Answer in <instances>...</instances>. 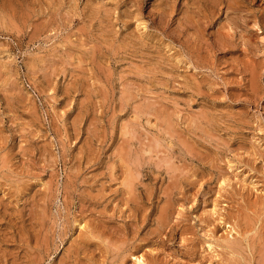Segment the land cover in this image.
<instances>
[{
  "label": "rangeland",
  "instance_id": "1",
  "mask_svg": "<svg viewBox=\"0 0 264 264\" xmlns=\"http://www.w3.org/2000/svg\"><path fill=\"white\" fill-rule=\"evenodd\" d=\"M132 251L264 264V0H0V264Z\"/></svg>",
  "mask_w": 264,
  "mask_h": 264
},
{
  "label": "bare ground",
  "instance_id": "2",
  "mask_svg": "<svg viewBox=\"0 0 264 264\" xmlns=\"http://www.w3.org/2000/svg\"><path fill=\"white\" fill-rule=\"evenodd\" d=\"M238 6H239V5H238ZM255 22H256V21H255ZM142 27H143V26H142ZM3 155H5V154H3ZM136 158H137V157H136ZM1 160H2V159H1ZM3 166H4V165H3ZM123 166H124V165H123ZM127 167H129V166H127ZM127 167H126V170H127V171L125 170L126 172H124V173H126V176H124L125 174L123 175V176H124L123 178H125V179H127L129 176H131V172H129V174H127V172L130 171V170H128ZM133 168H134V166H133ZM136 168H137V167H136ZM134 170H136V169H134ZM132 171H133V170H132ZM136 172H137V171H136ZM136 172H135V175H136ZM133 174H134V173H133ZM128 175H129V176H128ZM6 176H7V175H6ZM129 178H130V177H129ZM136 178H137V175H136ZM125 179H123L122 181H124ZM133 179H134V178H132V180H133ZM122 181H121V183H123ZM132 183H135V181L132 182ZM223 183H225V182H223ZM6 185H7V184H6ZM128 185H130L129 181H128L127 185H125V183H124V185L122 184V186H125V188H126ZM251 185H252V184H251ZM133 186H134V185H133ZM126 189H127V192L129 193L128 190L131 189V186H130L129 189H128V187H127ZM3 191H4V190H3ZM131 192H132V189L130 190V193H131ZM130 193H129V194H130ZM131 195H132V194H130V198H131ZM128 196H129V195H127V198H128ZM135 201H136V200H135ZM45 202H46V201H45ZM126 203H127V202H126ZM126 203H125V204H126ZM45 204H46V203H45ZM49 204H50V203H49ZM46 205H47V204H46ZM128 205H129V204H128ZM214 205H215V204H214ZM214 205H213V206H214ZM48 206H49V205H48ZM215 207H216V206H214V208H215ZM41 208H43V207H41ZM103 208H104V207H103ZM130 208H131V207H130ZM214 208H212V209H214ZM215 209H217V208H215ZM42 210H43V209H42ZM42 210H41V211H42ZM102 210H103V209H102ZM159 210H164L163 213L165 212V208H161V209H159ZM49 211H50V209H49ZM98 211L100 212L99 209H98ZM45 212H46V211H45ZM212 212H213V210H212ZM212 212H211V213H212ZM217 212H218V211H217ZM41 213H42V212H41ZM50 213H51V212H50ZM101 213H102V212H101ZM103 213H104V212H103ZM130 213H131V212H130ZM130 213H129V214H130ZM161 213H162V211H161ZM163 213H162V216H164ZM165 213H166V212H165ZM214 213H215V212H214ZM90 215H92V214H90ZM87 216H89V215H87ZM158 216H159V215H158ZM162 216H161V219H162ZM169 216H170V215H169ZM220 216H221V215H220ZM220 216H219V217H220ZM44 217H46V216H44ZM49 217H50V216L48 215V219H49ZM159 217H160V216H159ZM81 218H82V217H81ZM165 219H166V218H165ZM45 220H46V219H45ZM92 220H93V219H92ZM47 222H48V220H47ZM80 222H81V221H80ZM85 222H86V221H85ZM163 222H164V221H163ZM246 222H248V221H246ZM261 222H262V221H261ZM79 224H80V223H79ZM81 224H82V222H81ZM108 224H109V223H108ZM111 224H112V223H111ZM46 225H47V224H46ZM85 225H86V224H85ZM85 225L83 224V227H86ZM163 225H164V224H162V226H163ZM108 226H109V225H108ZM162 226H161V227H162ZM45 227H46V226H45ZM112 228H113V227H112ZM230 228H231V227H230ZM83 229H84V228H83ZM87 229H88V228H87ZM123 229H124V228H123ZM155 229H156V228H155ZM91 230H93V229H91ZM131 230H132V229H131ZM77 232H78V231H77ZM91 232H92V231H91ZM117 232H118V231H117ZM230 232H231V231H230ZM95 233H97V232H95ZM119 233H121V232L119 231ZM81 234H82V233H81ZM101 234L103 235V233H101ZM134 234H135V233H134ZM92 235H93V234H92ZM95 235H98V234H95ZM102 235H101V236H102ZM123 235H124V234H123ZM262 236H263V235H262ZM91 237H92V236H91ZM103 237H104V236H103ZM257 237H258V236H257ZM105 238L107 239V236H105ZM108 238H109V237H108ZM124 238H125V237H124ZM262 238H263V237H262ZM96 239H97V238H96ZM98 239H99V238H98ZM106 239H104V240H106ZM109 239H110V238H109ZM112 239H113V238H112ZM234 239H235V238H234ZM44 240H45V239H44ZM102 240H103V239H102ZM114 240H115V239H114ZM123 240H124V239H123ZM125 240H126V239H125ZM130 240H131V239H130ZM130 240H129V241H130ZM251 240H252V239H251ZM45 241L47 242V239H46ZM48 241H49V240H48ZM82 241H83V239H82ZM85 241H87V240L85 239ZM91 241H92V240H91ZM91 241H90V242H91ZM236 241H237V238H236ZM80 242H81V241H80ZM104 242H106V241H104ZM107 242L110 244L109 240H108ZM114 242H116V240L113 241V243H114ZM117 242H118V244H124V242L120 243L121 241H120V242L117 241ZM131 242H132V241H131ZM133 242H134V241H133ZM77 243H78V241H77ZM228 243H229V242H228ZM228 243H226V245H227ZM47 244H48V243H47ZM106 244H107V243H106ZM111 244H112V242H111ZM111 244H110V246H111V247H114L113 245H115L116 243H115V244H112V245H111ZM118 244H117V245H118ZM217 244H218V243H217ZM232 244L235 245V243H232ZM48 245H49V244H48ZM80 245H81V244H80ZM89 245H90V244H89ZM98 245H99V244H98ZM107 245H108V244H107ZM124 245H125V244H124ZM229 245H230V244H229ZM229 245H227V246H229ZM236 245H237V244H236ZM101 246H102V245H101ZM146 246H147V245H146ZM249 246H250V245H249ZM111 247H110V249H111ZM116 247L118 248V246H116ZM125 247H126V246H125ZM147 248H148V247H147ZM211 248H212V246H211ZM231 248H233V250H235L236 252L238 251V250L234 249V247H231ZM67 249H68V248H67ZM67 249H66V250H67ZM73 249H75V248H73ZM112 249H115V247L112 248ZM145 249H146V247H145ZM214 249H215V248H214ZM229 249H230V248H229ZM85 250H86V249H85ZM95 250H96V249H95ZM98 250H99V249H98ZM143 250H144V249H143ZM103 251H104V249H103ZM111 251H112V250H111ZM120 251H121V250H120ZM137 251H138V250H137ZM146 251L149 252V250H146ZM213 251H214V250H213ZM80 252H81V251H80ZM84 252H85V251H84ZM106 252H107V251H106ZM126 252H130V251H126ZM140 252H143V251H140ZM144 252H145V251H144ZM151 252H152V251H151ZM63 253H64V252H63ZM91 253H92V252H91ZM102 253H103V252H102ZM152 253H153V252H152ZM226 253H227V252H226ZM263 253H264V252H263ZM109 254H110V253H109ZM145 254H146V253L143 254V253H138V252H137V254H136V253H134V251H132V253H129V255H132V258H131V260L133 259V263H132V264H134V263H135V264H136V263H137V264H140V263L142 264L143 262L146 263V257H145ZM228 254H229V253H228ZM64 255H65V254H64ZM64 255H63V256H64ZM86 255H87V254H86ZM101 255H103V254H101ZM107 255H108V254H107ZM111 255H112V254H111ZM113 255L116 256V254H113ZM121 255H122V254H121ZM123 255H124V254H123ZM123 255H122V258H120V262H119V264H121V262H122V264H124V260L121 261V259L124 258ZM147 255H148V254H147ZM216 255H218V253H216ZM65 256H67V255H65ZM154 256H155V255H154ZM219 256H220V255H219ZM221 256H223V255H221ZM37 257H38V256H37ZM109 257H110V256H109ZM109 257H105V258H109ZM75 258H76V257H75ZM75 258H74V259H75ZM101 258H102V257H101ZM101 258L99 257V259H101ZM114 258H115V257H114ZM221 258H222V257H221ZM227 258H228V257H227ZM234 258H235V257H234ZM62 259H63V258H62ZM74 259H73V260H74ZM78 259H79V258H78ZM81 259H82V258H81ZM93 259H94V258H93ZM97 259H98V258H97ZM228 259H229V258H228ZM235 259H236V260H235ZM235 259H234V261H236V263H238V262H237L238 257L235 258ZM73 260H72V261H73ZM88 260H89V259H88ZM107 260H108V259H107ZM112 260H113V259H112ZM223 260H224V258H223ZM230 260H232V258H231ZM79 261H80V260H79ZM85 261H86V260H85ZM96 261H97V260H96ZM108 261H109V260H108ZM225 261H226V260H225ZM225 261H224V262H225ZM58 262H60V261H58ZM77 262H78V261H77ZM222 262H223V261H222ZM224 262H223V263H224ZM239 262H240V261H239ZM74 263H75V262H74ZM81 263H84V261H82ZM99 263H101V262L99 261ZM103 263H104V262H102V264H103ZM225 263L227 264V262H225ZM225 263H224V264H225ZM230 263L234 264L233 262H230ZM23 264H24V263H23ZM62 264H63V263H62Z\"/></svg>",
  "mask_w": 264,
  "mask_h": 264
}]
</instances>
